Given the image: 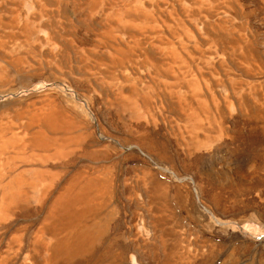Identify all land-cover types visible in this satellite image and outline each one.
<instances>
[{
	"label": "rangeland",
	"instance_id": "rangeland-1",
	"mask_svg": "<svg viewBox=\"0 0 264 264\" xmlns=\"http://www.w3.org/2000/svg\"><path fill=\"white\" fill-rule=\"evenodd\" d=\"M60 199L68 264H264V0H0V264Z\"/></svg>",
	"mask_w": 264,
	"mask_h": 264
},
{
	"label": "bare ground",
	"instance_id": "bare-ground-1",
	"mask_svg": "<svg viewBox=\"0 0 264 264\" xmlns=\"http://www.w3.org/2000/svg\"><path fill=\"white\" fill-rule=\"evenodd\" d=\"M260 117H258L257 122L260 121ZM49 144L50 143H46V146H49ZM88 187H89V185L87 184V189H88ZM13 190L17 191L15 189H13ZM15 193L17 194V192H15ZM8 197L10 198L13 196L10 195ZM95 199H96L95 196L86 192V208L88 209L87 210V217L89 216V214L91 212L90 209L97 207L96 204L94 203ZM70 202H67L64 199L58 200V205H59V207H61L58 209L63 210L65 212V214L67 215V217L71 223V226L73 228L72 237L67 238V239H63L59 244L52 245L50 248L46 247L48 251H54L57 248L56 258L61 259L64 262V264H68L72 260L73 255H74V250L77 247H79L81 243L89 242L91 244H94L102 236V232H100L98 230V228L96 230H92V229H94V228H92L93 225H89V223L81 224V223H83L82 222L83 218H86V210H83V211L77 212V213H73V210L69 211V205L67 207L64 205L65 203L71 204L72 202L71 203ZM96 210H98V209H96ZM70 213H73L72 217H71ZM95 224L98 225L99 229H100L101 225L99 223H95Z\"/></svg>",
	"mask_w": 264,
	"mask_h": 264
}]
</instances>
